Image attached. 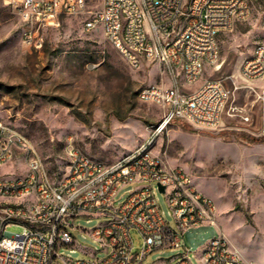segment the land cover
<instances>
[{"label": "built area", "instance_id": "built-area-1", "mask_svg": "<svg viewBox=\"0 0 264 264\" xmlns=\"http://www.w3.org/2000/svg\"><path fill=\"white\" fill-rule=\"evenodd\" d=\"M88 1L0 0L20 17L21 39L30 48L43 46L45 30L57 26L61 15L86 12ZM251 2L100 0L83 27L102 30L130 66L154 62L167 73L168 85H150L140 92L142 101L165 110L154 135L176 120L214 127L223 120L231 90L214 78L195 85L218 62L221 34L250 17ZM242 74L253 81L264 77V39L245 59ZM236 109L235 115L250 124V112ZM152 140L114 161L71 145L64 173L54 177L34 142L0 121V264H143L163 248L185 249L176 264H248L220 230L215 200L198 189L183 167H169L150 148ZM16 165L22 173L7 170ZM131 185L118 201L119 192ZM156 189L166 195L173 221L165 216ZM93 216L103 220L90 229L77 224L79 218ZM208 225L219 233L191 255L185 233ZM12 226L21 231H10ZM78 229L100 243L103 256L88 248H83L88 257L81 259L60 252L75 246ZM134 230L142 238L136 252Z\"/></svg>", "mask_w": 264, "mask_h": 264}, {"label": "rangeland", "instance_id": "rangeland-1", "mask_svg": "<svg viewBox=\"0 0 264 264\" xmlns=\"http://www.w3.org/2000/svg\"><path fill=\"white\" fill-rule=\"evenodd\" d=\"M88 2L86 12L63 14L57 26L47 28L40 48L22 42L20 17L0 2V121L34 142L54 177L64 173L71 145L114 161L153 138L150 148L169 167H183L198 189L215 200L220 230L224 233L227 226L248 251L263 257L264 77L246 79L242 65L264 39V0H252L250 17L221 34L218 62L206 68L195 85L214 78L231 90L222 122L207 127L176 120L155 135L165 110L142 101L140 92L150 85H168L167 73L154 62L130 66L102 30L86 31L84 21L100 6V0ZM241 107L250 112V124L235 115ZM7 170L23 171L19 165ZM132 186L122 189L117 200H123ZM156 197L173 221L166 195L156 189ZM102 220L81 217L77 224L90 229ZM218 233L214 225L188 230L185 242L190 254L199 253ZM74 234L75 246L62 247L63 255L88 257L83 248L104 255L90 234L80 229ZM133 236L135 252L140 251L142 238L135 230ZM184 250L157 249L143 264H176Z\"/></svg>", "mask_w": 264, "mask_h": 264}, {"label": "crops", "instance_id": "crops-1", "mask_svg": "<svg viewBox=\"0 0 264 264\" xmlns=\"http://www.w3.org/2000/svg\"><path fill=\"white\" fill-rule=\"evenodd\" d=\"M224 233L225 235L231 240L232 244L239 249L241 252V255L243 259L248 263V264H264V256H256L257 254H254L250 251L247 250V248L241 244L236 237L234 236L233 231L228 232L227 226H224Z\"/></svg>", "mask_w": 264, "mask_h": 264}, {"label": "water", "instance_id": "water-1", "mask_svg": "<svg viewBox=\"0 0 264 264\" xmlns=\"http://www.w3.org/2000/svg\"><path fill=\"white\" fill-rule=\"evenodd\" d=\"M161 189H162V190H164V189H165V187H164L163 185H161Z\"/></svg>", "mask_w": 264, "mask_h": 264}, {"label": "bare ground", "instance_id": "bare-ground-1", "mask_svg": "<svg viewBox=\"0 0 264 264\" xmlns=\"http://www.w3.org/2000/svg\"><path fill=\"white\" fill-rule=\"evenodd\" d=\"M219 68V67H218ZM210 191V189H208Z\"/></svg>", "mask_w": 264, "mask_h": 264}]
</instances>
